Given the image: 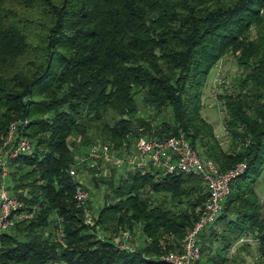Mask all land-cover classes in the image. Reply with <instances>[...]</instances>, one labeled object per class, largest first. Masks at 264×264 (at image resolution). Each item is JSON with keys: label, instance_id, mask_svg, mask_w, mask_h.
<instances>
[{"label": "trees", "instance_id": "1", "mask_svg": "<svg viewBox=\"0 0 264 264\" xmlns=\"http://www.w3.org/2000/svg\"><path fill=\"white\" fill-rule=\"evenodd\" d=\"M230 52L242 71L218 94L226 147L203 109L209 74ZM15 118L27 119L21 132L34 150L11 160L9 188L40 205L1 234L0 264H170L162 254L208 197L202 173L95 174L94 185L109 188L95 211L99 235L84 221L94 205L78 204L69 167L97 139L118 147L179 132L223 170L248 161L199 233L203 259L221 264L251 234L255 264H264V0H0V143ZM126 228L140 234L134 250L117 245Z\"/></svg>", "mask_w": 264, "mask_h": 264}, {"label": "built area", "instance_id": "2", "mask_svg": "<svg viewBox=\"0 0 264 264\" xmlns=\"http://www.w3.org/2000/svg\"><path fill=\"white\" fill-rule=\"evenodd\" d=\"M229 79L223 77L222 81ZM27 119L15 118L9 123L7 133L0 143V236L21 221L32 219L39 207V202H28L13 194L9 188L11 160L34 150L32 140L21 132L22 125ZM126 164L131 167H155L170 172H199L208 183V197L196 205L198 218L193 225L186 229L181 242L168 249L162 256L170 264H213L203 259L202 246L199 243V233L216 219L224 206V199L231 190L233 178L243 172L248 161L242 160L226 170L220 168L217 161L200 154L183 132L165 136L140 134L129 146L116 147L111 141L97 139L86 152L75 154V162L69 167V172L79 178L74 195L79 205L86 206L91 198V192L84 185L82 174L92 171L93 174H110L113 167ZM96 212L87 208L84 221L94 226L102 235L96 223ZM251 234H243L230 247L227 260L221 264H234L235 256L241 254V245L247 241H255ZM120 248L134 250L137 237L130 229H122L116 238ZM52 264H63L54 260Z\"/></svg>", "mask_w": 264, "mask_h": 264}, {"label": "rangeland", "instance_id": "3", "mask_svg": "<svg viewBox=\"0 0 264 264\" xmlns=\"http://www.w3.org/2000/svg\"><path fill=\"white\" fill-rule=\"evenodd\" d=\"M254 30L256 31V27H254ZM241 71L242 66L238 63L235 54L230 52L226 54L222 59H220L218 63L212 68L206 86L205 106L203 112L212 121H214L217 132L226 147H228L230 144V137L227 134V129L224 121L225 111L221 106V101L219 100L218 94L223 89V85L229 87L232 86L233 82L236 81V77L241 73ZM223 77L229 80L222 81ZM138 103L141 112H143L145 115H149V112H151L153 108L146 105H141L140 100H138ZM126 166V164H123L121 165V168ZM93 176L94 174L92 171H84L82 174L84 182L90 185V187L92 188V190L90 191L91 201L94 205L93 209L97 211L103 203V200L105 198V191L109 190V188H106L105 183H101L100 186H95L93 182ZM257 189L261 193L264 200V172L257 184ZM135 235L137 238H139L140 236V234L138 233H136ZM256 241L257 240L255 239V241H253L251 245H241V254L238 257V264L256 263L258 259L256 251Z\"/></svg>", "mask_w": 264, "mask_h": 264}]
</instances>
